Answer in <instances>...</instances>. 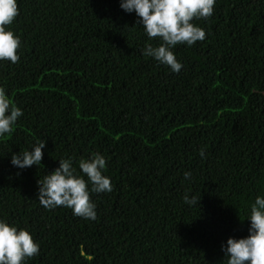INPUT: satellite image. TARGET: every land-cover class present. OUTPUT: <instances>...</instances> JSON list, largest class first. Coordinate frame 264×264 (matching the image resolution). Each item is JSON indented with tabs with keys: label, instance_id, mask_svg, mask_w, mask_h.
I'll return each mask as SVG.
<instances>
[{
	"label": "trees",
	"instance_id": "obj_1",
	"mask_svg": "<svg viewBox=\"0 0 264 264\" xmlns=\"http://www.w3.org/2000/svg\"><path fill=\"white\" fill-rule=\"evenodd\" d=\"M17 3L20 59L0 61V87L23 116L0 137V219L39 243L27 264H227L222 244L264 197V0H216L192 21L205 39L173 49L178 74L141 54L158 38L120 0ZM42 140L41 165L11 164ZM97 152L113 190L91 193L94 221L41 206L59 159L80 172Z\"/></svg>",
	"mask_w": 264,
	"mask_h": 264
},
{
	"label": "clouds",
	"instance_id": "obj_2",
	"mask_svg": "<svg viewBox=\"0 0 264 264\" xmlns=\"http://www.w3.org/2000/svg\"><path fill=\"white\" fill-rule=\"evenodd\" d=\"M215 3L216 0H120V8L126 13L135 12L138 24L142 25L149 40L158 38L156 46L145 44L141 54L178 74L183 65L173 49L179 44L191 47L205 39V30L192 21L211 17ZM18 15L17 0H0V61L15 64L20 59L21 39L8 28ZM21 116L22 109L15 106L5 88L0 87V137L12 133ZM45 147L46 141H38L31 151L13 153L10 162L21 170L39 166ZM199 155L202 159L205 157L203 148ZM58 161L59 166L54 171L37 181V199L41 206L46 209L70 208L73 215L94 221L97 213L91 193H110L113 190L110 177L104 174L106 157L97 152L87 159H80V172L73 166L71 157ZM183 175L185 180L192 176L187 171ZM199 200L195 196L189 198L187 194L183 197V202L189 206L197 205ZM247 219L250 220L248 235L239 239L230 237L226 245L221 246L227 264H264V197L258 195L255 198ZM39 253L40 245L27 229H18L0 219V264H27Z\"/></svg>",
	"mask_w": 264,
	"mask_h": 264
}]
</instances>
